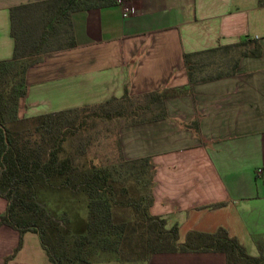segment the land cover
Segmentation results:
<instances>
[{"label": "crops", "instance_id": "1", "mask_svg": "<svg viewBox=\"0 0 264 264\" xmlns=\"http://www.w3.org/2000/svg\"><path fill=\"white\" fill-rule=\"evenodd\" d=\"M44 0H0V61L14 54L10 9ZM133 13L123 17V6ZM77 48L55 52L27 73L19 117L102 104L187 87L169 99L167 119L120 131L126 159L150 158L156 167L150 212L190 232L226 229L249 255L264 254V7L257 0H118L73 15ZM262 47L243 58L235 75L189 87L184 55L236 44ZM223 204L222 207L212 206ZM8 203L0 197V217ZM20 243L0 227V264ZM8 264H52L36 234ZM118 264V263H108ZM125 264H226L220 253L154 255Z\"/></svg>", "mask_w": 264, "mask_h": 264}, {"label": "trees", "instance_id": "2", "mask_svg": "<svg viewBox=\"0 0 264 264\" xmlns=\"http://www.w3.org/2000/svg\"><path fill=\"white\" fill-rule=\"evenodd\" d=\"M264 7V0H257ZM118 0H44L10 9L14 54L0 61V197L8 203L0 227L36 234L52 264H108L148 261L158 254L220 253L226 264H264L220 228L215 233L190 232L183 242L177 225L153 216L156 167L150 158L128 160L120 138L119 154L106 164L83 167L78 158L99 143L113 127L138 126L166 120L169 99L188 94L187 87L164 89L102 104L21 119L20 102L27 96V73L55 52L77 48L73 15L117 5ZM262 47L246 38L236 44L187 53L189 87L235 75L245 57L258 58ZM122 121H125L123 125ZM74 139L75 151L66 143ZM119 137V136H118ZM57 197L75 212L56 216L46 199ZM86 201L87 218L80 210ZM223 204L212 206L222 207ZM61 212V215H60Z\"/></svg>", "mask_w": 264, "mask_h": 264}, {"label": "rangeland", "instance_id": "3", "mask_svg": "<svg viewBox=\"0 0 264 264\" xmlns=\"http://www.w3.org/2000/svg\"><path fill=\"white\" fill-rule=\"evenodd\" d=\"M123 125H125V121H122ZM129 126L120 128L119 131L115 128H111L109 133H106L103 137L100 138L99 143H95L94 146L88 151L86 156L78 158L76 160V164L79 167H83L86 165H90L94 163L96 165H102L108 163L110 160L115 158L119 154L117 141L120 138V131ZM119 136V137H118ZM74 139L69 138L66 143V149L68 155H73L75 151V147L73 145ZM121 141V139H120ZM47 202L48 208L56 215H59V210L67 211L72 218H75V212L68 206V210H65V204H60L58 202L57 197H50ZM81 216L86 219L87 218V207L86 201L83 202V207L80 210ZM61 215V212H60ZM59 217V216H58Z\"/></svg>", "mask_w": 264, "mask_h": 264}, {"label": "built area", "instance_id": "4", "mask_svg": "<svg viewBox=\"0 0 264 264\" xmlns=\"http://www.w3.org/2000/svg\"><path fill=\"white\" fill-rule=\"evenodd\" d=\"M133 13V9L131 6L125 5L123 6V17L128 18Z\"/></svg>", "mask_w": 264, "mask_h": 264}]
</instances>
